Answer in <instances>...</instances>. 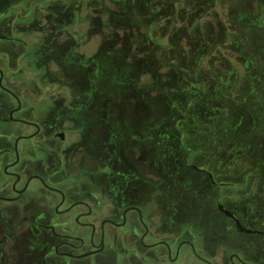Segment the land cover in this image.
I'll list each match as a JSON object with an SVG mask.
<instances>
[{"label": "rangeland", "instance_id": "obj_1", "mask_svg": "<svg viewBox=\"0 0 264 264\" xmlns=\"http://www.w3.org/2000/svg\"><path fill=\"white\" fill-rule=\"evenodd\" d=\"M175 13L176 34L144 36L146 25L168 24ZM0 35L37 45L56 36L50 64L65 66L61 83L69 81L78 97L110 101L105 128L115 150L119 136L131 134L147 152L157 151L159 177L171 179V203L189 195L187 215L199 204L195 183L209 173L228 184L221 192L228 205L249 187L254 207L243 211L264 214V0H0ZM16 44L0 40L5 81L40 95L37 82L56 78L38 76L26 62L19 68L25 47ZM7 125L0 120V128ZM185 159L201 170L187 168ZM214 195L206 193L209 203Z\"/></svg>", "mask_w": 264, "mask_h": 264}, {"label": "flooded vegetation", "instance_id": "obj_2", "mask_svg": "<svg viewBox=\"0 0 264 264\" xmlns=\"http://www.w3.org/2000/svg\"><path fill=\"white\" fill-rule=\"evenodd\" d=\"M2 39L24 45L19 68L26 62L56 80H39L40 95L33 96L9 86L0 65L7 110L0 120L8 124L0 128V264H264V214L243 211L254 203L249 187L228 205L221 193L228 184L209 173L195 183L200 199L190 217L189 195L171 203V179L159 177L157 151L147 152L131 134L120 135L115 150L105 128L110 101L78 97L69 81L61 83L65 66L50 64L56 36L38 45ZM207 192L215 193L210 203ZM175 206L184 213L175 215Z\"/></svg>", "mask_w": 264, "mask_h": 264}, {"label": "trees", "instance_id": "obj_3", "mask_svg": "<svg viewBox=\"0 0 264 264\" xmlns=\"http://www.w3.org/2000/svg\"><path fill=\"white\" fill-rule=\"evenodd\" d=\"M130 15V14H129ZM175 19L172 20V22L170 23H162L160 22L159 24L156 22V24H152V25H146V34H144V36H171L172 34H176L175 31H177L178 27H179V23L178 21H176L177 18L180 17L179 14L175 13ZM197 23H200L199 17L196 18V20H193V23L191 24L192 26L190 27V31H192L193 26H195ZM203 25V23L201 22V26ZM228 38L232 37V36H226ZM159 42L162 43L161 39H158ZM225 60H229L227 57L225 58ZM238 68L235 67L233 69V71H237Z\"/></svg>", "mask_w": 264, "mask_h": 264}]
</instances>
